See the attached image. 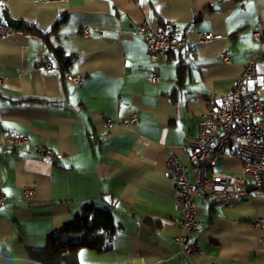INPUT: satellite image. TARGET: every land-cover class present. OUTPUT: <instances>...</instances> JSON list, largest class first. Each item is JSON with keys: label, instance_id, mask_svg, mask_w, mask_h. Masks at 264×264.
Masks as SVG:
<instances>
[{"label": "crops", "instance_id": "crops-1", "mask_svg": "<svg viewBox=\"0 0 264 264\" xmlns=\"http://www.w3.org/2000/svg\"><path fill=\"white\" fill-rule=\"evenodd\" d=\"M2 12L48 31L52 48L74 57L64 74L41 38L22 26L0 38V264H43L30 250H45L50 237L70 233L86 206L111 211L109 251L81 248L77 264H189L177 255L175 186L165 160L176 153L188 165L198 120L217 103L248 60L264 86V0H0ZM167 25L190 45L155 56L135 27ZM84 31L88 32L84 35ZM197 31L215 34L200 43ZM224 56L229 61L223 60ZM53 59L51 66L40 64ZM157 80H149L151 74ZM81 75L78 85L69 76ZM135 114L137 122L129 123ZM108 118L113 124L103 125ZM129 123V124H128ZM26 135L23 150L3 145ZM34 146L51 150L37 157ZM213 172L238 175L229 153ZM34 188L26 202L21 191ZM243 198L196 199L194 264H264V181ZM74 234H78V231Z\"/></svg>", "mask_w": 264, "mask_h": 264}, {"label": "built area", "instance_id": "built-area-1", "mask_svg": "<svg viewBox=\"0 0 264 264\" xmlns=\"http://www.w3.org/2000/svg\"><path fill=\"white\" fill-rule=\"evenodd\" d=\"M0 4V38L13 32L2 16ZM144 41L145 51L148 55L174 51L183 46L190 45L183 32L172 28L170 25L155 30L147 22H141L134 29ZM88 32L84 31V35ZM252 37L260 42L264 33L260 27L252 30ZM198 42H211L215 34L206 31H197ZM264 59V56H263ZM228 62V56H224ZM53 59L40 62L43 66H51ZM256 63L248 60L243 64L233 85L220 101L211 100L205 113L198 120L197 132L191 144L189 163L193 166L192 177L189 176L188 165L180 160L176 153H170L165 160V174L171 178L175 186V204L178 216L176 223L179 234L174 236L178 245L173 255L182 257L185 262H192V255L198 250V243L189 239L186 232L195 233L201 226L196 213V199L208 198L217 202H226L230 199L243 198L247 195V187L253 186L260 189L264 181V86L255 83L257 70ZM70 82L78 85L82 81L81 75L68 77ZM155 81L157 77L152 73L147 77ZM137 122L133 114L129 123ZM128 123V124H129ZM112 120L106 118L103 125L110 128ZM26 135L13 132L3 140L4 144L15 150H23L29 144ZM31 154L53 159L51 150L43 146H34ZM224 153H229L241 162L238 175L216 173L212 171L215 158ZM34 188H25L21 192L22 198L30 204L34 195ZM5 201V196L0 194V204ZM254 226L263 228L264 217L256 218ZM215 264V263H209Z\"/></svg>", "mask_w": 264, "mask_h": 264}, {"label": "trees", "instance_id": "trees-1", "mask_svg": "<svg viewBox=\"0 0 264 264\" xmlns=\"http://www.w3.org/2000/svg\"><path fill=\"white\" fill-rule=\"evenodd\" d=\"M56 21L48 31H42L36 26L22 24V30L38 36L45 44V47L52 52L54 63L62 74L69 70L74 57L66 55L60 50L51 47L49 36L53 34L59 23ZM114 221L111 211L97 206H86L82 214L76 215L72 225L67 228L70 233L50 237L48 246L44 250H30L31 259L43 264H77V252L81 248H88L97 253L109 251V238L114 229ZM78 231V234H74Z\"/></svg>", "mask_w": 264, "mask_h": 264}, {"label": "water", "instance_id": "water-1", "mask_svg": "<svg viewBox=\"0 0 264 264\" xmlns=\"http://www.w3.org/2000/svg\"><path fill=\"white\" fill-rule=\"evenodd\" d=\"M1 14L3 16V19H4L5 23L7 25H9V27H11V28H13L15 30H18L20 28V25H21V21L20 20L12 18L11 16H9L7 14L6 11H3ZM251 188H253V186H248L247 190H249Z\"/></svg>", "mask_w": 264, "mask_h": 264}]
</instances>
